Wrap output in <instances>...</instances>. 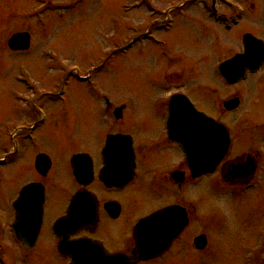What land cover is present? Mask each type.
Masks as SVG:
<instances>
[{
    "label": "flooded vegetation",
    "instance_id": "flooded-vegetation-1",
    "mask_svg": "<svg viewBox=\"0 0 264 264\" xmlns=\"http://www.w3.org/2000/svg\"><path fill=\"white\" fill-rule=\"evenodd\" d=\"M149 42L155 51L154 56L164 59L161 79L168 83L162 88L169 93L162 97L158 94L152 96L146 109L149 118L154 120L152 124L144 122L141 125L139 138L122 129L129 104H113L111 92L102 85H87L80 95L84 101L76 99L79 97L74 90L71 91L72 100L69 99L70 93L65 100L51 99L53 97L46 99V96H52L46 93L27 101L24 114L34 121L29 126L15 125L12 132L15 137L20 136L16 138L22 143L17 141L22 147L20 158L26 151L23 143L26 139L29 145L35 144L36 156L32 164L34 178L26 184L39 183L44 189V213L38 236L29 247H25L15 235V211L9 222V232L12 244L23 251L24 258L30 264H75L74 258L82 259L80 261L85 264L95 263L94 260H97L96 264H130L128 259L137 246L136 225L153 213L171 206H180L186 212L184 217L175 218L172 223L176 228L177 223L182 222L179 234L160 248L156 257L141 260L137 264H209L212 247L208 230L210 217L206 209L202 210V202L208 191H202L201 184L211 181L220 188L236 190L244 195L249 193L255 201L262 200L264 120L256 118H262L264 113L257 108L259 105L254 110L258 117L238 116L237 113L243 110L242 93L238 87L259 74L258 80L249 86L256 90L254 97L264 101V65L256 73L248 72L247 79L237 84L230 85L219 76L216 77L222 95L215 102L210 101L209 107H203L195 94L204 102L207 101L205 93L218 94L217 90L208 89V82L202 77L207 73L210 58L207 39L188 42L195 53L190 58L188 54L176 52L177 49L172 52L168 39H150ZM141 44L146 50V44ZM214 45L211 54L217 58L218 50L222 49L220 40L216 39ZM92 63L96 62H89V67ZM220 63L213 64L214 75H218ZM177 64L181 66L174 69ZM176 76L179 78L174 79ZM198 76L201 78L199 81L205 84L199 83L196 87L184 90L183 87ZM183 80L184 84L181 82ZM179 82L183 87L172 90L176 89L173 85ZM154 87L156 90L160 86L156 84ZM225 87L234 88V93L227 99L225 94L229 92L225 91ZM176 94H184L198 112L208 115L228 130V151L211 174L194 176L193 166L202 165L210 152L219 151L224 138H219L218 132H212L210 138L209 126L197 124L203 118H196L186 112L184 115L180 101L172 108L171 98ZM235 97L240 99V104L235 110H229L225 102ZM55 102L58 103L57 107L49 109L48 103ZM118 107L121 108L120 115L115 114ZM250 109L253 108L249 107V112ZM178 110L180 114L175 116ZM14 112L16 115L15 108ZM43 117H46L44 123ZM176 119L179 125L174 123ZM30 133L34 136L32 141L29 139ZM71 134L76 135V138L71 137ZM116 134L130 137L131 142L128 144L124 140L106 149L108 137ZM43 135V138H53L59 143L53 145L52 142L50 146L42 147L45 141L37 139ZM16 140L13 138L14 144ZM73 145L75 148H72ZM55 152L60 156V164L54 158ZM42 154L46 155V159L37 164V156ZM37 167L42 171H38ZM52 197L57 198L59 206L53 207ZM73 198L76 208L74 218L65 221ZM58 221L60 225L56 228ZM165 225V222H156V228L160 230ZM204 235L207 236L206 244L197 243L196 239ZM251 252L248 264H256L257 253ZM119 258L122 260L119 261Z\"/></svg>",
    "mask_w": 264,
    "mask_h": 264
},
{
    "label": "rangeland",
    "instance_id": "rangeland-1",
    "mask_svg": "<svg viewBox=\"0 0 264 264\" xmlns=\"http://www.w3.org/2000/svg\"><path fill=\"white\" fill-rule=\"evenodd\" d=\"M45 1L0 0V161L8 159V154L14 151L13 139L6 133L8 128L20 124L29 126L34 121L24 114L27 111V101L45 89L59 93L58 85L71 75L75 77L76 71L80 72L77 75L81 77L91 75L96 78L97 85H102L111 92L113 104H129L122 129L139 138L141 125L144 122L152 124L154 120L149 118L146 109L150 105V99L155 94L162 97L169 93L162 88L168 83L161 79L164 59L154 56L155 51L149 42L153 39L152 35L156 36L155 39H168L172 52L177 49L176 52L188 54L189 58L195 53L188 42L207 39L210 58L207 73L202 77L208 82V89H215L218 94L205 93L206 102L195 94L203 107H209L210 101L215 102L222 95L218 86L220 84L212 70L213 64L235 52L243 51L241 39L246 32L264 39V0H215L216 10L220 15L217 20L210 12L213 0H143L138 8L135 5L137 0H50V5L42 8ZM152 8L158 9L159 13L153 14ZM167 10L174 20L170 28L160 30L165 27ZM154 19L158 21L154 22ZM225 20H229V29L223 24ZM19 31H28L32 36V47L25 53H14L7 44L11 35ZM131 39H134L133 42ZM135 39H145L147 49ZM216 39L220 40L222 46L217 52V58L211 54L214 52ZM91 61L96 63L90 68ZM21 64H26L27 82L34 85L38 92H32L20 82L18 76ZM180 66L177 64L174 69ZM259 76L260 74L238 87L242 93L241 112L244 111L238 112V116L258 117L254 113L257 105L264 113V101L254 97L256 90L249 86ZM200 79L198 76L191 83L188 82L186 87L179 82L173 85L176 89L172 90H179L180 87L187 90L205 84ZM69 81V99H73L71 91L74 90L79 97L76 99L84 101L80 95L87 85L71 79ZM181 82L184 84L185 81ZM156 84L160 87L155 90ZM225 91L229 92L225 94L227 99V96L234 93V88L225 87ZM57 105L56 102L48 103L49 109L56 108ZM249 107L253 108L250 112ZM256 119L264 120V115ZM70 136L76 138L74 134ZM17 137L20 138L19 135ZM42 138L37 139L44 140L47 144L43 143L42 147L50 146L52 142L53 145L59 143L53 138ZM28 141L26 139L23 142L26 151L17 162L0 167V218L8 222L12 220V202L19 188L34 178L32 164L36 151L35 146L29 145ZM245 142L247 143L246 138ZM72 148H75L74 145ZM54 158L58 164L61 163L56 152ZM206 189L208 193L204 203L202 202V210L206 209L210 217L208 230L212 247L209 264H248V247H254L256 253H260L264 264V244L261 248L258 247L260 236L264 238V186L261 201H255L249 193H229L211 181L201 184V190ZM51 204L53 207L59 206L56 197H52ZM2 242L7 246L3 251L5 261L30 264L24 258L23 251L12 244L9 227Z\"/></svg>",
    "mask_w": 264,
    "mask_h": 264
},
{
    "label": "water",
    "instance_id": "water-1",
    "mask_svg": "<svg viewBox=\"0 0 264 264\" xmlns=\"http://www.w3.org/2000/svg\"><path fill=\"white\" fill-rule=\"evenodd\" d=\"M30 33L28 32H19L12 35L9 39V47L13 50H26L30 46ZM244 43H245V53L240 54L233 59L225 62L221 65L220 73L226 79L228 83H234L239 81L240 79L245 77L246 69L255 70L264 62V42L254 35L247 33L244 35ZM239 67V69H237ZM238 101L233 100L228 104V108L233 109L237 106ZM212 167L208 168L210 171ZM207 170V169H206ZM34 186L25 187L22 192L19 200L16 202V207L18 209L17 221L14 225L16 229L17 236L20 240L24 242L25 245L27 234H31L27 231L26 223L27 216L25 212L31 210L29 208V204L31 203V199L29 198L31 193L33 192ZM32 204V203H31ZM41 203L39 201H35V212L39 215L41 214ZM23 212V213H21ZM24 223V224H23ZM38 226V225H37ZM33 237L35 238L37 234V230L32 232ZM135 260L138 261L140 259L138 253H135ZM132 260V259H130ZM135 264V263H134Z\"/></svg>",
    "mask_w": 264,
    "mask_h": 264
}]
</instances>
